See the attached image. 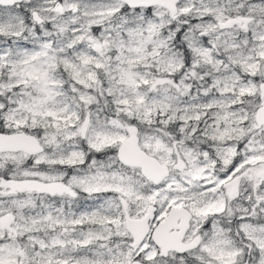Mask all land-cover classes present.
Segmentation results:
<instances>
[{"label": "snow or ice", "instance_id": "obj_1", "mask_svg": "<svg viewBox=\"0 0 264 264\" xmlns=\"http://www.w3.org/2000/svg\"><path fill=\"white\" fill-rule=\"evenodd\" d=\"M0 264H264V0H0Z\"/></svg>", "mask_w": 264, "mask_h": 264}]
</instances>
